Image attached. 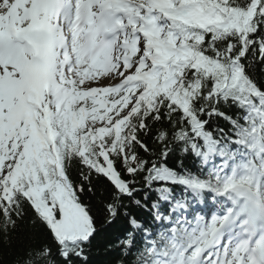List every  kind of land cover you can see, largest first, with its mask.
I'll return each instance as SVG.
<instances>
[{
	"label": "snow or ice",
	"instance_id": "snow-or-ice-1",
	"mask_svg": "<svg viewBox=\"0 0 264 264\" xmlns=\"http://www.w3.org/2000/svg\"><path fill=\"white\" fill-rule=\"evenodd\" d=\"M99 240L264 264V0H0V264Z\"/></svg>",
	"mask_w": 264,
	"mask_h": 264
},
{
	"label": "trees",
	"instance_id": "trees-1",
	"mask_svg": "<svg viewBox=\"0 0 264 264\" xmlns=\"http://www.w3.org/2000/svg\"><path fill=\"white\" fill-rule=\"evenodd\" d=\"M219 123L223 124V121H219ZM190 163V162H189ZM73 175H76L75 168H73ZM15 258L14 255H8L5 253L3 255L4 264H11V261ZM110 259V257L104 255L103 251V242L99 240L97 243V247L93 249V257L91 264H105V262Z\"/></svg>",
	"mask_w": 264,
	"mask_h": 264
},
{
	"label": "rangeland",
	"instance_id": "rangeland-1",
	"mask_svg": "<svg viewBox=\"0 0 264 264\" xmlns=\"http://www.w3.org/2000/svg\"><path fill=\"white\" fill-rule=\"evenodd\" d=\"M101 83H107V81H102Z\"/></svg>",
	"mask_w": 264,
	"mask_h": 264
}]
</instances>
